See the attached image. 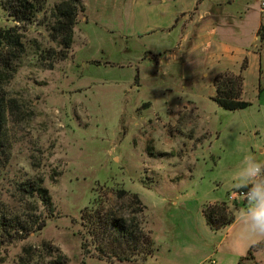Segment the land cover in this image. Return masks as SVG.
Returning <instances> with one entry per match:
<instances>
[{"label": "rangeland", "instance_id": "rangeland-1", "mask_svg": "<svg viewBox=\"0 0 264 264\" xmlns=\"http://www.w3.org/2000/svg\"><path fill=\"white\" fill-rule=\"evenodd\" d=\"M58 1L46 0L48 13ZM83 1L72 48L52 69L33 46H56L42 14L25 26L29 49L8 90L31 115L13 129L0 200L47 218L0 247V264H243L217 252L226 232H210L202 209L216 201L233 208L228 195L245 157L264 164V79L258 94L257 68L247 76L251 106L221 107L205 58L170 57L174 43L162 34L130 35L132 0ZM15 24L0 3V27ZM40 179L54 212L18 190V181ZM118 189L137 193L146 208L134 213L131 194L119 198ZM237 204L241 221L249 206ZM115 213L138 221L153 255L144 242L132 255L120 250V234L104 228ZM255 262L264 264V246L244 260Z\"/></svg>", "mask_w": 264, "mask_h": 264}, {"label": "trees", "instance_id": "trees-1", "mask_svg": "<svg viewBox=\"0 0 264 264\" xmlns=\"http://www.w3.org/2000/svg\"><path fill=\"white\" fill-rule=\"evenodd\" d=\"M2 6L6 9L11 20L15 25L0 27V175L7 167L12 155V134L13 129L30 116V110L26 103H23L18 97L10 94L8 84L13 80L20 67V62L29 49V40L26 39L25 26L33 24L38 19V14H42L47 24L48 36L51 42L56 46L42 48L35 42L33 46L39 50V58L44 65L50 69L54 68L58 60L64 59L72 48L74 42L75 27L79 20V15L87 9L83 0H60L48 13L46 9V0H0ZM264 26L259 30L260 37L264 39ZM34 41V40H33ZM58 48V49H57ZM46 61V62H44ZM248 65L247 59L244 60L242 70ZM243 81L242 72L234 73L225 71L215 76L214 83L216 87L215 101L226 109L236 110L247 108L252 102L243 99ZM262 88L260 87V90ZM18 190L36 206L39 200L50 212H54V204L49 194V190L43 184V179L18 181ZM131 194L130 205L134 213L142 212L143 206L137 193H131L125 189H118V197L123 198ZM35 200V201H34ZM245 204H248L244 202ZM137 204V205H136ZM10 205L0 200V247L16 242L17 240L29 235V232L42 229L46 226L47 216H42L29 208L21 211H14ZM142 207V208H141ZM238 204L234 202L231 208L226 201L205 203L203 205V214L208 226L213 231H220L231 225L236 220ZM100 222V221H99ZM104 228L109 233L116 231L120 234L121 251L134 254L144 242V252L147 256L154 254L153 240L147 237L143 238L145 231L138 224V221H128L123 215L118 213L109 215L104 221ZM130 222V223H129ZM95 230L96 227L92 226ZM140 231L142 235L136 232ZM143 231V232H142ZM142 236V237H141ZM142 238V240H141ZM264 246V239L253 244L247 254L241 257L244 260H255V252ZM100 251L103 248H99ZM101 259L108 257L106 254H99ZM133 257H135L133 255ZM132 257V258H133ZM119 261L130 260V256L118 255ZM111 262V261H110ZM63 262L62 264H65ZM255 264H259L256 263Z\"/></svg>", "mask_w": 264, "mask_h": 264}, {"label": "crops", "instance_id": "crops-1", "mask_svg": "<svg viewBox=\"0 0 264 264\" xmlns=\"http://www.w3.org/2000/svg\"><path fill=\"white\" fill-rule=\"evenodd\" d=\"M127 20L132 36L162 34L165 40L172 39L173 47L167 49L170 57L205 58L208 62L205 73L214 86L216 75L225 71L242 72L243 99L249 93L247 76L257 68V91L261 93L260 84L264 79V39L259 33L264 26L262 0H132ZM245 59L248 65L242 70ZM209 229L218 236L222 231ZM223 230L226 236L216 247L222 257H242L264 237L250 231L245 214L241 221L236 217Z\"/></svg>", "mask_w": 264, "mask_h": 264}, {"label": "clouds", "instance_id": "clouds-1", "mask_svg": "<svg viewBox=\"0 0 264 264\" xmlns=\"http://www.w3.org/2000/svg\"><path fill=\"white\" fill-rule=\"evenodd\" d=\"M264 164L245 157L243 167L235 177L237 188H247L246 199L249 207L245 213L250 231L264 236Z\"/></svg>", "mask_w": 264, "mask_h": 264}, {"label": "built area", "instance_id": "built-area-1", "mask_svg": "<svg viewBox=\"0 0 264 264\" xmlns=\"http://www.w3.org/2000/svg\"><path fill=\"white\" fill-rule=\"evenodd\" d=\"M262 6H264V0H262ZM263 34H264V31H263ZM247 191H248L247 188H238L234 192H232L228 195V200L231 202H237L241 198V199H243L244 202L248 203V201L246 199ZM210 263L214 264L215 260L212 259Z\"/></svg>", "mask_w": 264, "mask_h": 264}]
</instances>
